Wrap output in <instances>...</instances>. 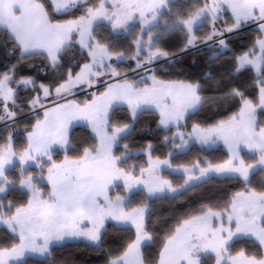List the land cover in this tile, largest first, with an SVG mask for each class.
<instances>
[{
    "label": "rangeland",
    "instance_id": "rangeland-1",
    "mask_svg": "<svg viewBox=\"0 0 264 264\" xmlns=\"http://www.w3.org/2000/svg\"><path fill=\"white\" fill-rule=\"evenodd\" d=\"M51 1L55 11L60 13L84 0L70 2L67 8H56L63 0ZM171 1L102 0L99 7L90 11L85 18L52 24L43 7L35 0H0V28L11 33L22 50V56L45 53L50 64L55 66L59 64L60 52L70 44L77 43L89 57V62L78 73L70 74L59 91L48 88L50 94L45 96L42 89V93L33 99V111L29 115L37 116L38 119L30 132L33 135L29 137L27 134V148L17 154L11 138L10 144L0 149V198L6 196L13 187V183H5V180L8 171L16 167L24 175L17 187L30 194L28 206L15 212L0 202V228L8 229L19 238V244L13 249H0V264H17L27 258L44 259L54 247L67 243L85 241L98 245L110 223L134 228L130 221L114 217L131 214L133 209L128 207L129 199L140 192H144L150 200L175 196L215 177H235L248 185L257 173H261L258 182L264 183V134H258L259 114H264L263 79L260 78L257 83L260 85L259 104L244 101L239 117L235 116L240 125V136L230 144H225L224 140L215 136L212 141L203 144L195 136L181 130L188 115L195 113L202 104L198 95L199 87L162 82L153 73L156 65L167 59L155 49L154 41L158 32L170 26L163 18V13L168 11ZM203 3L202 10L189 20L179 22L189 34L188 51L214 43L223 51V44L229 39H222L224 32L233 36L246 29L260 30L263 38L256 42L249 53L238 59V70L252 68L261 77L264 67V0H203ZM141 11L145 12L143 17ZM92 13H96L94 18ZM128 15H131V19H127ZM118 20H123L124 25L119 26ZM228 22L233 24L226 26ZM104 23L110 25L116 35H135L136 57L144 58L141 62L137 61L136 70L125 72V68L119 64L126 61V56L110 53L107 46L95 39L96 27ZM207 30L210 36L204 43L197 45V33ZM136 57L134 55L132 58ZM135 76L137 79L132 80ZM11 79L12 76L4 77L0 83V107L4 116L1 119L2 126H11L18 120L9 109V105H15L17 96L16 89L10 87ZM20 84L28 87L33 84V80H23ZM89 90L95 91L85 94L83 98L55 104ZM100 90L103 91L98 94ZM194 94L200 97L201 102L196 108L189 109L181 119L184 103ZM119 107L129 108L135 121L144 111L157 112L161 128L175 129L167 142L178 143L173 145L176 153L167 159L158 160L151 157L149 148L136 153V156L143 153L147 160V167L138 176L121 170L119 164L127 156L117 159L115 152L119 140L131 132L132 126L108 133L109 117ZM164 119L169 121L167 127L161 123ZM78 127L88 128L98 141L97 149L86 151L80 160L66 158L61 164L54 163V152H67L71 148L70 136ZM184 140H187V144H184ZM194 144L207 150L223 147L229 153L227 161L231 160L234 165L243 162L246 175L235 171L217 173L214 170L201 174L203 167L199 165L191 168L174 167L171 162L173 156L188 151ZM165 160L169 163H160L156 170L159 177L157 182L170 181L171 189L164 186L162 191L150 195L144 184L138 183L129 190L133 179L151 181L155 162ZM33 168L37 169V177L26 176ZM166 173L182 176L183 184L176 187L166 177ZM148 213L149 207L146 206L144 230ZM263 222L264 194L251 189L240 192L228 212L208 211L184 224L166 244L159 264H200L209 255L214 258V264H264V260L259 262L243 253L231 256L228 250L237 240L252 239L264 251ZM150 243L151 238L140 239L139 243L136 239L126 254L115 260L116 264H144L142 252Z\"/></svg>",
    "mask_w": 264,
    "mask_h": 264
},
{
    "label": "trees",
    "instance_id": "trees-1",
    "mask_svg": "<svg viewBox=\"0 0 264 264\" xmlns=\"http://www.w3.org/2000/svg\"><path fill=\"white\" fill-rule=\"evenodd\" d=\"M41 5L52 24L67 23L87 17L89 9L95 10L102 0H85L65 12L54 11L51 0H35ZM204 8L203 0H173L168 11L164 12V19L169 22L167 29L158 32L155 38V49L165 58V62L156 65L153 70L154 77L162 82H177L198 86V95L202 99L200 108L185 120L181 130L191 133L193 126L208 128L226 122L237 116L243 107L244 101L254 105L259 104L261 78L264 80V67L261 77L255 74L252 68L238 70V59L249 53L259 39L263 38L260 30L246 29L226 40L223 44L225 50L214 45L188 51L189 34L181 27L180 21H187ZM228 16V14L226 15ZM233 24L228 22L226 26ZM202 29V28H201ZM95 39L109 48L112 54H123L126 61L119 66L130 73L136 70L137 61L144 60L137 56L134 44L135 35H116L108 24H100L95 29ZM209 31L197 33V45L206 41ZM22 50L12 38L7 29L0 28V83L4 77L12 76L10 87L16 89L15 105H9L17 122L11 126H2L4 117L0 107V149L13 141L15 152L19 154L28 146L27 134L37 122V116H30L33 111L32 101L36 95L42 93L41 84L51 91L56 90L67 81L70 74L78 73L82 66L89 62L87 53L81 50L77 43H72L63 49L58 58L59 64L53 66L45 53H32L22 56ZM135 55V59L132 57ZM137 76L132 78L136 80ZM23 80H33L31 86L20 84ZM103 90H100V94ZM90 96V95H89ZM86 97L80 96L78 98ZM91 100V97H88ZM259 129L264 128V114H259ZM160 117L155 111H144L136 119L132 117L131 110L119 107L113 110L109 117L108 133L117 129L132 126L131 132L119 140L115 152L117 159H123L119 164L121 170L128 174L138 176L147 167L146 156L142 153L151 148V157L158 160L167 159L173 150V141L167 140L173 136L175 129L165 130L160 127ZM26 129V130H25ZM24 130V131H23ZM71 148L67 151H55L53 162L61 164L66 158L80 160L88 150L95 151L98 141L86 127H78L70 136ZM229 159V153L220 147L207 150L197 144L183 153L175 154L171 160L174 167L191 168L199 165L203 168L209 164L218 165ZM38 174L37 169H31L26 176ZM261 173L253 176L250 184L232 178H211L205 183L191 187L175 196H164L158 199H149L144 192L132 195L129 199L130 209L149 207L146 219V231L150 233L151 243L142 252L144 264H159L162 252L168 243L186 223L196 219L208 211L214 213L228 212L235 197L248 189L258 194H264V183L258 182ZM24 175L18 168L8 171L5 183H13L7 195L0 198V202L10 210L26 207L30 201V194L17 185ZM166 177L176 186L183 184L182 176L166 173ZM4 183V184H5ZM120 191V190H119ZM123 192H120V194ZM124 195V193H123ZM264 225V222H263ZM137 232L132 227H119L113 223L107 224L101 235L98 245L85 241L67 243L54 247L44 259L27 258L17 264H112V262L126 254L136 242ZM19 244V238L8 229L0 228V249L11 250ZM231 256L245 254L256 261L264 260L262 246L252 239H240L228 247ZM212 256H205L200 264H214Z\"/></svg>",
    "mask_w": 264,
    "mask_h": 264
},
{
    "label": "snow or ice",
    "instance_id": "snow-or-ice-1",
    "mask_svg": "<svg viewBox=\"0 0 264 264\" xmlns=\"http://www.w3.org/2000/svg\"><path fill=\"white\" fill-rule=\"evenodd\" d=\"M70 2L75 3V0H63V3L60 5H57L56 8H67ZM162 2L163 0H161V3ZM85 3H87V0H85ZM101 6L103 7V3L101 4ZM55 10L56 9L54 8V11ZM71 11H75V8L71 9ZM89 11H91V9H89ZM63 14H67V13L65 12ZM140 14L143 17L145 15V12L141 11ZM95 15L96 13H92L93 18L95 17ZM127 19H131V15H128ZM117 24L119 26H123L124 21L118 20ZM41 88L43 89V93L45 96H48L50 94L49 89L43 84H41ZM57 91H59V87L57 88ZM200 102H201L200 97L194 94L190 100L184 103L183 109L180 112V118L182 119L189 109L196 108ZM45 118L46 120L48 118L47 112L45 113ZM168 122H169L168 119H164L161 121V123L165 127H167ZM124 127H127V125H125ZM258 134H264V128L259 129ZM28 135L29 137H31L33 133H28ZM190 136H195L196 140L203 144H207L210 141H212L213 136H215L217 139L224 140L225 144H230L233 140H236L239 138L240 126L238 125L236 121V117L234 116L231 122H220L219 124L210 126L208 128H201L198 125H194L192 132L190 133ZM183 142L184 144H187V140H184ZM160 163H169V161L165 160V161L155 162L154 171H153V179L151 181L148 179H139V178L133 179L132 183L129 185V190L131 187L137 186L138 183H143L147 193L150 195L153 194L155 191H158V190L162 191L164 186H168L171 189L170 181L164 180V181L157 182L159 181V177L156 175V170H158ZM242 164L243 162L241 161L240 165H234L232 164L231 160L226 161L222 164H218V165L209 164L207 169L205 168L201 169V174H204L209 170H214L217 173H220L223 171H235V172L241 173L242 175H246V169L242 167ZM145 209H146V206L140 207L137 209H133V212L131 214L114 217V219L128 220L132 223L133 227L137 230V243H139L140 239L150 238V235H151L146 230H144L145 229V219H144ZM141 232L143 233L142 236H141ZM113 264H116L115 260L113 261Z\"/></svg>",
    "mask_w": 264,
    "mask_h": 264
},
{
    "label": "built area",
    "instance_id": "built-area-1",
    "mask_svg": "<svg viewBox=\"0 0 264 264\" xmlns=\"http://www.w3.org/2000/svg\"><path fill=\"white\" fill-rule=\"evenodd\" d=\"M232 35H230V36H228L227 35V32H224V34H223V38L222 39H227V38H230ZM166 61H168V60H166ZM165 62V61H164ZM121 79V78H120ZM117 81H120L119 79L117 80ZM95 90H93V91H87V92H85V93H83V94H79L78 96H70V97H67V99L65 98V99H63V100H59V101H57L55 104H60V103H63V102H65V101H70V100H73V99H75V98H78V97H80V96H84L85 94H91L92 92H94Z\"/></svg>",
    "mask_w": 264,
    "mask_h": 264
},
{
    "label": "crops",
    "instance_id": "crops-1",
    "mask_svg": "<svg viewBox=\"0 0 264 264\" xmlns=\"http://www.w3.org/2000/svg\"><path fill=\"white\" fill-rule=\"evenodd\" d=\"M240 113H241V112H240ZM240 113L238 114L237 117H239ZM231 121H232V119H230L229 121H226V122H231ZM239 126H240V125H239ZM254 129H256V128H254Z\"/></svg>",
    "mask_w": 264,
    "mask_h": 264
}]
</instances>
